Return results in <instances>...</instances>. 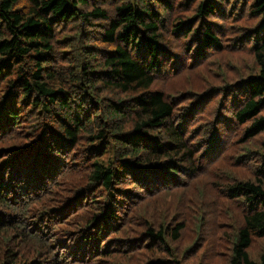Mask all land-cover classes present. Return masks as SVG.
Masks as SVG:
<instances>
[{"label":"trees","instance_id":"16d2710c","mask_svg":"<svg viewBox=\"0 0 264 264\" xmlns=\"http://www.w3.org/2000/svg\"><path fill=\"white\" fill-rule=\"evenodd\" d=\"M0 264H264V0H0Z\"/></svg>","mask_w":264,"mask_h":264},{"label":"rangeland","instance_id":"374dc122","mask_svg":"<svg viewBox=\"0 0 264 264\" xmlns=\"http://www.w3.org/2000/svg\"><path fill=\"white\" fill-rule=\"evenodd\" d=\"M252 160H256L257 162H259V157L257 155H254L252 158H250Z\"/></svg>","mask_w":264,"mask_h":264}]
</instances>
